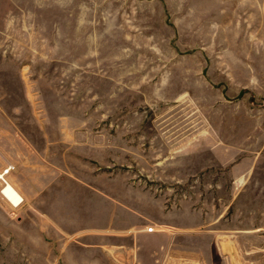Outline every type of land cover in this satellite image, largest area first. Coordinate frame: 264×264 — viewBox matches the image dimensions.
Segmentation results:
<instances>
[{"label":"rangeland","instance_id":"1","mask_svg":"<svg viewBox=\"0 0 264 264\" xmlns=\"http://www.w3.org/2000/svg\"><path fill=\"white\" fill-rule=\"evenodd\" d=\"M0 153V264H264V0H0Z\"/></svg>","mask_w":264,"mask_h":264},{"label":"crops","instance_id":"2","mask_svg":"<svg viewBox=\"0 0 264 264\" xmlns=\"http://www.w3.org/2000/svg\"><path fill=\"white\" fill-rule=\"evenodd\" d=\"M1 154V153H0ZM9 162L6 161L5 164ZM4 164V166H5ZM116 219L118 220V218L116 217V215H113L111 218V221L105 225V226H101L97 229L94 230H98V232H92V233H79L82 231V227L80 226V222H78L77 220H75L74 222H68V226L66 224V228L64 229V232L67 236H69L68 238H78L80 242L79 245L81 247H86V246H108L109 249L108 250H143V245L142 243L144 242H148V240H152L154 238H158L159 237V230L156 229V232L152 233H147L145 231V229L143 230H135L133 232H131V227L127 226L125 228H120L115 226L114 224L117 223ZM61 225V224H60ZM61 227V226H60ZM63 228V227H61ZM112 230L111 232H113L110 235L105 234V230ZM62 230V229H61ZM73 230V231H71ZM99 230H103L100 231ZM63 232V231H62ZM86 239V241H85ZM91 241H88V240ZM93 239H96V242H93ZM70 244V243H68ZM105 244V245H104ZM70 246V245H69ZM73 247V246H71ZM80 247V248H81ZM75 248H77L75 246ZM68 250H71V248H69Z\"/></svg>","mask_w":264,"mask_h":264},{"label":"built area","instance_id":"3","mask_svg":"<svg viewBox=\"0 0 264 264\" xmlns=\"http://www.w3.org/2000/svg\"><path fill=\"white\" fill-rule=\"evenodd\" d=\"M16 171V166L11 163L7 162L5 166L0 168V199L7 202L11 209L12 215H14L15 210L19 209L23 203L24 198L16 189L14 184L11 181L12 174ZM13 192L12 196H9L10 193ZM18 194V196H16ZM147 233H153L156 231L155 227H148L145 230Z\"/></svg>","mask_w":264,"mask_h":264},{"label":"bare ground","instance_id":"4","mask_svg":"<svg viewBox=\"0 0 264 264\" xmlns=\"http://www.w3.org/2000/svg\"><path fill=\"white\" fill-rule=\"evenodd\" d=\"M13 195V192L9 194V196H12ZM16 196H18V194H16Z\"/></svg>","mask_w":264,"mask_h":264}]
</instances>
